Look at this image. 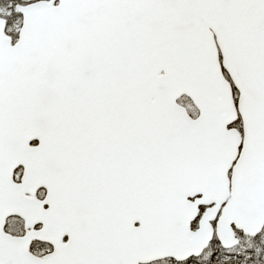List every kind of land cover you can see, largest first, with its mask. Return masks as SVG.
<instances>
[{"label":"water","instance_id":"obj_1","mask_svg":"<svg viewBox=\"0 0 264 264\" xmlns=\"http://www.w3.org/2000/svg\"><path fill=\"white\" fill-rule=\"evenodd\" d=\"M13 11L21 18L15 44L0 18V200L13 197L18 166L26 178L21 161L39 155L42 138L74 133L76 109L93 106L104 118L108 111L115 145L129 144L115 166L124 158L145 167V256L153 257L141 263L201 255L221 206L223 249L237 244L231 226L260 232L264 0H39ZM238 119L241 134L228 129ZM164 143H203L205 154L164 153ZM198 205L210 209L192 233Z\"/></svg>","mask_w":264,"mask_h":264},{"label":"flooded vegetation","instance_id":"obj_2","mask_svg":"<svg viewBox=\"0 0 264 264\" xmlns=\"http://www.w3.org/2000/svg\"><path fill=\"white\" fill-rule=\"evenodd\" d=\"M195 111L196 116L187 113L193 120L198 116ZM111 123L108 111L104 118L93 106L76 109L74 133L44 136L39 155L21 161L29 168L26 178L22 166L13 171V197L0 200V264H33L32 258L43 264H108L115 257H132L138 264H232L247 254L248 263L253 262L258 252H264V225L254 237L231 226L237 244L228 250L221 247L216 238L221 206L209 223L213 234L201 255L181 262L166 258L141 263L153 257L145 256V167L130 168L124 158L115 166L114 156H129L130 147L115 145ZM228 129L241 134L240 120ZM38 146L37 141L29 143L30 148ZM158 147L177 155L188 149L191 155L204 156L206 149L203 143ZM200 198L196 195L187 202L194 204ZM209 209L196 207L190 232L198 230ZM244 240L254 244L243 251L245 256L236 250Z\"/></svg>","mask_w":264,"mask_h":264},{"label":"rangeland","instance_id":"obj_3","mask_svg":"<svg viewBox=\"0 0 264 264\" xmlns=\"http://www.w3.org/2000/svg\"><path fill=\"white\" fill-rule=\"evenodd\" d=\"M34 1H36V0H18L17 4L25 5V4L34 2ZM14 5L15 4H13L11 2V0H0V18L6 20V23H7L6 33L8 36L13 38L15 41L16 35L20 29L21 20H20V17L18 15L13 13V6ZM178 103L181 106H183L186 109L187 113H189L191 116H196V111H195L194 107L192 106V104L187 99H181ZM262 238H264V237L262 236ZM262 238H261V241H263ZM261 241H260V243H261ZM251 245H254V244L249 243L246 240H244L236 250H238L239 252H242V255L245 256L243 251L253 249L251 247ZM257 251L258 250L256 249V253H257ZM247 258L249 260V258H251V255L247 254L246 257H243L242 261H239L240 263L234 262L232 264H264V252H261V253L258 252V256L256 257V259L253 262L248 263ZM260 258H262V260H260Z\"/></svg>","mask_w":264,"mask_h":264},{"label":"trees","instance_id":"obj_4","mask_svg":"<svg viewBox=\"0 0 264 264\" xmlns=\"http://www.w3.org/2000/svg\"><path fill=\"white\" fill-rule=\"evenodd\" d=\"M11 2L13 3V4H17L18 3V0H11ZM216 264V263H215Z\"/></svg>","mask_w":264,"mask_h":264}]
</instances>
